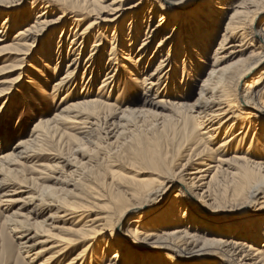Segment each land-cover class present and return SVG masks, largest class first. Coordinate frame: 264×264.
<instances>
[{
	"label": "bare ground",
	"instance_id": "obj_1",
	"mask_svg": "<svg viewBox=\"0 0 264 264\" xmlns=\"http://www.w3.org/2000/svg\"><path fill=\"white\" fill-rule=\"evenodd\" d=\"M17 5L0 4L4 83L23 75L45 102L52 80L63 105L12 146L0 136V208L20 259L264 264V0ZM136 92L139 105L124 106ZM147 118L163 134L135 139L140 163L103 166ZM48 136L71 145L69 171L39 160Z\"/></svg>",
	"mask_w": 264,
	"mask_h": 264
},
{
	"label": "rangeland",
	"instance_id": "obj_2",
	"mask_svg": "<svg viewBox=\"0 0 264 264\" xmlns=\"http://www.w3.org/2000/svg\"><path fill=\"white\" fill-rule=\"evenodd\" d=\"M29 2L30 0H25L24 7L17 5L14 8H16L21 14H24L26 11L25 8L26 6H28L27 4ZM13 34L14 32L11 31L8 33L7 36L11 37ZM4 44H5L4 42L0 43L1 46L0 48H2ZM8 55L9 54L4 51L1 52L0 55L1 65L9 60ZM12 73L0 72V93H3V96H0V101H3V105H4L2 106V110H0V136L4 133V137L9 142V146H12L18 140L26 138L27 135L29 134L31 127L33 126V123H35L39 117L42 119L47 117L49 118L52 116V114L55 111H58L63 106L61 105L62 103L57 96H53V94H50L51 84L53 82L52 80H48L47 85L44 86V88L46 89V93L49 94L48 95L49 98H47V96H42L46 99V101L44 100L45 102H42L41 99L36 100L35 97V93L40 94L37 85L33 83V86L30 87L29 83L23 82L25 81V79H27L25 78V76L22 75L19 79V82L11 81L8 83H4L5 81L10 80ZM27 89L30 90V93L29 91H26ZM137 95H139V92H136L135 95H131V96H126L125 94L124 99L126 104L124 106L137 107L139 103L136 104L131 103V101H133ZM120 99H122L121 96H119L118 100ZM29 101H31L33 105L32 107H26V104ZM189 102H192V100H189ZM22 117L24 118L23 122H21ZM99 131L101 132V130ZM157 133H160V136L163 134L160 126L156 125L152 119L147 118L143 122H137L136 127H133L131 129L129 128L128 131L126 132V135L123 137V139H121L120 143L111 150L112 154L108 153L103 156V160H102L103 166L110 167L111 169L116 171L117 168H121L124 170L123 165L121 164L116 165L115 163L116 160L123 161L124 163L126 161L128 162L133 161L139 164L140 159L139 156L137 155V142L135 139L139 137H146L151 135L154 136ZM262 135L264 136V133H262ZM43 145L44 147H46V149H49V153L43 155L39 160L44 161L46 163L60 162L59 165H63L64 163H61L62 160L61 158H66V159L73 158L75 155L69 142H62L61 140L58 139L57 136H48L44 138ZM78 157L79 156L75 158L77 159ZM62 168L66 171L70 170V168H68V166L66 165H63ZM95 170L98 169L96 168ZM23 173L28 174V177H35V176L37 177V175L30 174L29 168H25V171H23ZM99 179L102 180L103 177L99 176ZM38 182L42 183L43 180L39 179ZM12 186L13 188L17 187V185L15 184H12ZM11 196H13L14 198L21 197L20 193H16ZM48 214L49 212H45L44 215L38 219V221L46 217ZM5 215L6 212L1 207L0 208V264H15V260L17 258L19 259L22 258V256L17 246L18 239L15 235V232L11 230L9 223L5 220L4 218ZM119 240L121 241V239ZM124 248L131 250L132 252L134 251L140 254L143 253L140 251H136L131 247H129L130 249L128 247H124ZM36 250L37 248L30 251L28 255L33 254V252ZM22 255L25 256L26 254L23 253ZM150 255H155L154 258L156 259L158 257L159 260L162 262L163 261L167 263L168 261L173 262L170 259L164 257L163 253L150 254ZM28 261H29L28 258H25V262L22 261V263L30 264V262ZM181 263L189 264L187 262H181Z\"/></svg>",
	"mask_w": 264,
	"mask_h": 264
},
{
	"label": "snow or ice",
	"instance_id": "obj_3",
	"mask_svg": "<svg viewBox=\"0 0 264 264\" xmlns=\"http://www.w3.org/2000/svg\"><path fill=\"white\" fill-rule=\"evenodd\" d=\"M6 0H0V4H3L5 3ZM9 3H14V4H18L19 6L21 7H24L25 6V0H8ZM128 89L129 90H135L137 88V85L132 83L131 81H128V85H127ZM0 96H3V93H0ZM35 97H36V100H40L41 97H40V94L39 93H35ZM2 106L3 105V101H0V110H2ZM32 103L31 101H29L27 104H26V107H32ZM23 117L21 118V122H23Z\"/></svg>",
	"mask_w": 264,
	"mask_h": 264
}]
</instances>
